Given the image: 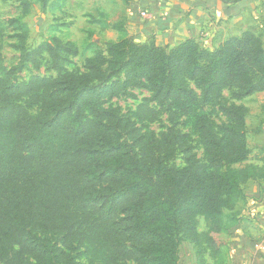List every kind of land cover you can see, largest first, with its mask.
<instances>
[{
	"label": "trees",
	"instance_id": "16d2710c",
	"mask_svg": "<svg viewBox=\"0 0 264 264\" xmlns=\"http://www.w3.org/2000/svg\"><path fill=\"white\" fill-rule=\"evenodd\" d=\"M17 1L20 15L8 22L18 68L51 74L16 81L17 69L4 64L0 23V264H179L183 241L196 264H207L206 255L223 264L222 236L234 222L225 211L245 182L264 179V145L262 165L246 163L242 104L264 91L260 36L244 31L211 50L191 38L166 46L135 42L118 21L115 41L98 44L86 33L82 51L91 55L81 69L71 40L50 33L29 45L24 17L49 0ZM132 88L148 90L158 105L138 103L136 120L165 113L170 123L149 140L126 128L134 153L120 120L101 109Z\"/></svg>",
	"mask_w": 264,
	"mask_h": 264
},
{
	"label": "crops",
	"instance_id": "0c3cea01",
	"mask_svg": "<svg viewBox=\"0 0 264 264\" xmlns=\"http://www.w3.org/2000/svg\"><path fill=\"white\" fill-rule=\"evenodd\" d=\"M33 6L39 7L37 3ZM71 10L77 11L76 18L82 20L81 25L77 26L78 34L83 35L80 41L82 45L88 31L92 33L91 41L95 43L115 41L118 32L113 24L118 21L122 22L128 36L139 43L153 40L160 45L173 46L191 38L200 47L211 50L244 31H251L264 40V0H49L42 10L52 19L47 26L48 33L59 36V32L71 28L70 23L76 29V22L62 21L66 13L71 15ZM141 11L146 12V16L140 17L138 13ZM28 29L30 35L29 26ZM70 40L78 47L81 44ZM90 55V52L86 53V57ZM255 95H260L261 104L257 113H261L264 91L245 99ZM243 104L248 110V106ZM247 118L248 115L246 125ZM257 132L260 134L257 138L261 140L258 145L260 149L264 145V128H257ZM246 163L262 165L258 158L250 160V156ZM241 189L242 195L234 208L225 211L234 222L229 227L230 232L223 235L221 259L223 264H264V179H249ZM183 243L190 247L191 261L196 264L194 248L186 241L179 247V264L182 262ZM205 259L207 264L214 263L209 255Z\"/></svg>",
	"mask_w": 264,
	"mask_h": 264
},
{
	"label": "rangeland",
	"instance_id": "374dc122",
	"mask_svg": "<svg viewBox=\"0 0 264 264\" xmlns=\"http://www.w3.org/2000/svg\"><path fill=\"white\" fill-rule=\"evenodd\" d=\"M71 15L65 14L62 17V21L65 23L69 22H76V29L73 27L72 23L69 24L71 26L70 29L62 30L59 32V37L64 40L74 39L78 41L80 53L77 57L73 59L75 65L82 69L84 59L86 57V53L88 51H82V42L81 37L78 29V25H81L82 20L80 18H76L78 15L77 11L71 10ZM139 16L140 12L138 13ZM20 15V6L17 0H0V23L3 27V41H2V49L1 53L3 55L4 64L7 68H16V81H23L26 80L31 74H38V75H50V72H46L45 67L41 66L38 70H34L30 65L19 67V57L18 52L14 50L11 45L15 42L14 34L15 31L13 30V26H11L8 22L10 18H15L16 16ZM27 24L30 28V35H29V45L34 46L38 42L47 38L50 33H48L47 26L50 24L52 19L44 15L40 7L33 6L31 13L25 17ZM55 22V21H53ZM264 43V40H263ZM260 95H255V97H251L249 99H244L242 104L245 103L248 106V118H247V132H248V146L250 148V160L257 159L260 155V149L258 145L260 144L261 140H257L258 132L257 128H264V106L260 109L261 113H257L258 109L260 108V99L258 98ZM223 98L229 99V93L227 91L223 92ZM143 100H147L148 103L152 106L158 107L156 102L152 99V94L148 90L144 88H132L127 93H119L110 98L104 99V103L101 106L102 110H109L112 112L115 118L120 120L121 123V134H122V142L126 146V150L130 153L136 152L135 148L132 146L131 140L127 137L125 130L133 126L134 128H138L140 130L139 134L144 139H152L158 138L162 134H164L169 126V120L165 113H161L157 120L153 122H140L136 120L132 116V112L134 111L136 105ZM262 100V99H261ZM263 115V116H261ZM211 118L216 122L219 123L221 121V117L219 115H212ZM259 118H261L259 120ZM263 125V126H262ZM259 126V127H257ZM199 157H201V149L197 148L196 150ZM175 164H180V159L177 158L175 160ZM104 187H100L98 191H103ZM226 214H229L226 212ZM199 229H204L203 220H199ZM224 238V236H222ZM48 239L52 243L58 244V239L55 236H49ZM223 244L221 245V248ZM220 248V249H221ZM181 264H193L191 261V252L190 247L186 243L182 244L181 247ZM80 264H85L84 261H80ZM131 264V262L127 263Z\"/></svg>",
	"mask_w": 264,
	"mask_h": 264
},
{
	"label": "built area",
	"instance_id": "2783aa9c",
	"mask_svg": "<svg viewBox=\"0 0 264 264\" xmlns=\"http://www.w3.org/2000/svg\"><path fill=\"white\" fill-rule=\"evenodd\" d=\"M140 15H141V16H146V12L141 11V12H140Z\"/></svg>",
	"mask_w": 264,
	"mask_h": 264
}]
</instances>
